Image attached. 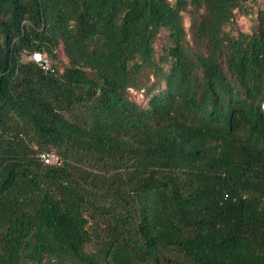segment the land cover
Here are the masks:
<instances>
[{"label":"trees","instance_id":"obj_1","mask_svg":"<svg viewBox=\"0 0 264 264\" xmlns=\"http://www.w3.org/2000/svg\"><path fill=\"white\" fill-rule=\"evenodd\" d=\"M0 264H264V0H0Z\"/></svg>","mask_w":264,"mask_h":264},{"label":"built area","instance_id":"obj_2","mask_svg":"<svg viewBox=\"0 0 264 264\" xmlns=\"http://www.w3.org/2000/svg\"><path fill=\"white\" fill-rule=\"evenodd\" d=\"M29 60L37 63V65L46 72L53 71L51 68V61L46 53L36 52L29 56ZM41 159L47 165H55L59 162V158L55 154H43Z\"/></svg>","mask_w":264,"mask_h":264},{"label":"rangeland","instance_id":"obj_3","mask_svg":"<svg viewBox=\"0 0 264 264\" xmlns=\"http://www.w3.org/2000/svg\"><path fill=\"white\" fill-rule=\"evenodd\" d=\"M248 22H249V21H248L247 18H241L240 21L238 22V24L240 25V27L242 28V30H244V31L247 32V31L249 30L250 26H251ZM59 54H60V57H61L64 61H67V59L65 58L64 53H63L62 50L59 52ZM137 99H138L139 101H141V100L143 99V95H139V96L137 97Z\"/></svg>","mask_w":264,"mask_h":264}]
</instances>
